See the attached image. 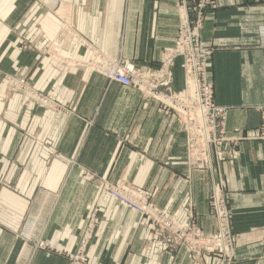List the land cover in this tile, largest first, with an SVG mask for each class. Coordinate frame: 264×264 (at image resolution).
Masks as SVG:
<instances>
[{
  "label": "crops",
  "instance_id": "obj_1",
  "mask_svg": "<svg viewBox=\"0 0 264 264\" xmlns=\"http://www.w3.org/2000/svg\"><path fill=\"white\" fill-rule=\"evenodd\" d=\"M178 5L0 0V264H68L82 225L97 208L99 222L86 250L91 264H219L214 251H193L173 234L160 236L149 218L95 178L149 193L177 223L210 236L218 229L208 202L217 172L228 182L232 264H264V0H214L202 23L201 42L212 49L214 102L228 107L227 131L240 132L231 158L223 144L224 154L208 171L189 168L184 134L153 99L41 52L68 22L108 58L155 66L176 46ZM57 45L66 58L90 56L71 34ZM7 73L26 76L68 110L37 106L10 91L2 77ZM173 73L172 88L180 90L179 59ZM30 223L32 241L43 239L51 249L25 242L22 228Z\"/></svg>",
  "mask_w": 264,
  "mask_h": 264
},
{
  "label": "built area",
  "instance_id": "obj_2",
  "mask_svg": "<svg viewBox=\"0 0 264 264\" xmlns=\"http://www.w3.org/2000/svg\"><path fill=\"white\" fill-rule=\"evenodd\" d=\"M211 7H214V0H179L176 46L173 50L164 51L159 63L155 66H139L124 58L109 59L94 44L72 30L68 22L61 27L58 36L43 45L41 52L63 67L88 69L91 73L104 76L108 82H116L125 88L130 86L142 96L153 99L177 121L180 131L184 134L185 159L189 168L208 171L213 167L214 159L219 160L224 154V152L221 153V146L227 144L229 151L225 155L231 158V151L235 149L240 139V132L234 130V133L230 134L226 129L228 107L218 105L213 99L214 88L209 80L208 72L212 49L203 44L200 37L207 9ZM260 30L264 44V27ZM67 34L74 36L80 45L89 49L88 59L75 60L62 55L57 43ZM178 59L184 74L183 86L180 90H174L172 88L173 69ZM3 77L7 89L25 95L37 106L57 111L65 109V106L53 100L46 92L35 89L26 76L7 73ZM259 131V137L264 138V124ZM86 174L89 177H95L92 173ZM95 178L100 182L101 188L116 200L149 218L151 229L160 236L173 234L185 247H190L193 251L198 248L203 252L210 250L218 252L219 264L233 263L232 254L224 252L225 241L232 240L229 224L232 213L228 208L227 199L228 182L218 172L210 185L208 201L219 226L216 237L203 236L177 223L164 210L156 207L149 193L139 192L123 182L114 183L104 176ZM97 210L98 208L92 210L86 229L79 238L80 244L73 254L68 255V264H90L86 250L99 222ZM31 225L30 223V227ZM25 227L22 228L26 232L25 241H32L30 237L32 230ZM34 242H36L34 249L49 248L43 242ZM218 244L223 245L221 251H217Z\"/></svg>",
  "mask_w": 264,
  "mask_h": 264
},
{
  "label": "rangeland",
  "instance_id": "obj_3",
  "mask_svg": "<svg viewBox=\"0 0 264 264\" xmlns=\"http://www.w3.org/2000/svg\"><path fill=\"white\" fill-rule=\"evenodd\" d=\"M51 1L52 0H45V2L46 3H51ZM60 13V12H59ZM61 14V13H60ZM110 59V58H109ZM116 60V59H115ZM181 67V66H180ZM182 70V69H181ZM183 76H184V74H183ZM3 77V76H2ZM4 78V77H3ZM33 85V84H32ZM35 88V87H34ZM36 89V88H35ZM25 96V95H24ZM50 97V96H49ZM28 98V97H27ZM29 99V98H28ZM68 109L65 107V109H63V111H67ZM57 111V110H56ZM60 111H62V110H60ZM87 173V172H86ZM85 173V174H86ZM107 178V177H106ZM109 180V179H108ZM110 181V180H109ZM115 183V182H114ZM210 208V207H209ZM91 213H92V211H91ZM90 213V214H91ZM90 214L87 216V219H86V221L84 222V224L82 225V229H81V231H80V233H79V235H78V240H77V246L80 244L79 243V238H80V236H81V234H82V232H83V230H85L86 229V224H87V220H88V218H89V216H90ZM212 214H213V216L215 217V214H214V212H212ZM215 219H216V217H215ZM34 221V220H33ZM217 223V222H216ZM32 225H31V227H30V229L33 231V226H34V224L33 223H31ZM229 224H230V234H231V241H225V243H224V247H225V251L224 252H229L230 254H232V252H231V245H232V243L234 242V234L232 233V227H231V223H230V221H229ZM218 231H219V226H218V229H217V232L215 233V235L214 234H210V235H212L213 237H216V235L218 234ZM31 240H33L32 238H31ZM35 241H37V242H43L45 245H46V247L48 248L49 246L44 242V240L43 239H36ZM26 242V241H25ZM35 243L36 242H34V241H28V244H30V246L31 247H33V248H35ZM223 245H221V244H218V248L220 249V250H222V247ZM221 247V248H220ZM210 251H214V250H210ZM210 251H208V252H210ZM214 252H216V251H214ZM216 254H217V252H216ZM232 256H233V254H232ZM234 257V256H233ZM89 259V258H88ZM91 264V263H90Z\"/></svg>",
  "mask_w": 264,
  "mask_h": 264
},
{
  "label": "bare ground",
  "instance_id": "obj_4",
  "mask_svg": "<svg viewBox=\"0 0 264 264\" xmlns=\"http://www.w3.org/2000/svg\"><path fill=\"white\" fill-rule=\"evenodd\" d=\"M61 1H66V0H61Z\"/></svg>",
  "mask_w": 264,
  "mask_h": 264
}]
</instances>
